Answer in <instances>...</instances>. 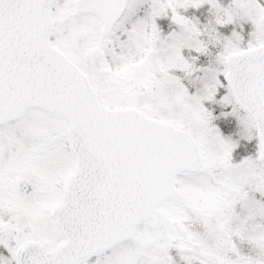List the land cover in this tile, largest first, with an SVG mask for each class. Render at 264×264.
Wrapping results in <instances>:
<instances>
[{
    "label": "snow or ice",
    "instance_id": "1",
    "mask_svg": "<svg viewBox=\"0 0 264 264\" xmlns=\"http://www.w3.org/2000/svg\"><path fill=\"white\" fill-rule=\"evenodd\" d=\"M0 264H264V0H0Z\"/></svg>",
    "mask_w": 264,
    "mask_h": 264
}]
</instances>
